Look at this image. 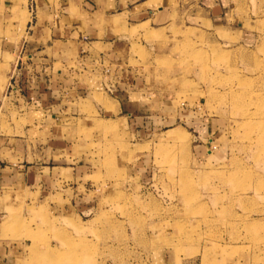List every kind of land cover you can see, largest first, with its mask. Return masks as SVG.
<instances>
[{"label":"rangeland","instance_id":"rangeland-1","mask_svg":"<svg viewBox=\"0 0 264 264\" xmlns=\"http://www.w3.org/2000/svg\"><path fill=\"white\" fill-rule=\"evenodd\" d=\"M209 3L224 5L236 30L254 31L257 41L240 43L233 24L179 22L153 32L154 55L136 51L150 88L159 85L161 96L173 94L217 127L201 142L212 156L196 155L180 122L138 134L126 119L104 120L89 99L70 118L51 121L48 112L53 131L91 148L95 172L59 213L17 197L11 228L31 241L21 264H264V0ZM3 101L0 137L26 122L24 108ZM141 156L147 169L135 173Z\"/></svg>","mask_w":264,"mask_h":264},{"label":"crops","instance_id":"crops-1","mask_svg":"<svg viewBox=\"0 0 264 264\" xmlns=\"http://www.w3.org/2000/svg\"><path fill=\"white\" fill-rule=\"evenodd\" d=\"M223 7L209 0H0V106L7 97L24 108L26 121L0 137V264H21L31 245L11 228L17 197L59 213L61 204L77 202L80 187L89 185L85 178L95 172L91 148L73 134L53 131L48 117L70 118L89 99L104 120L126 119L138 134L178 129L183 126L173 125L180 122L197 142L196 155L212 156L201 142L210 141L217 127L192 107L180 108L173 94L161 96L159 85L150 88L136 50L154 55L160 37L153 32L164 34L179 22L232 25ZM231 29L240 43L257 41L254 31ZM107 98L116 102L115 112H108ZM131 169L145 171V157Z\"/></svg>","mask_w":264,"mask_h":264}]
</instances>
